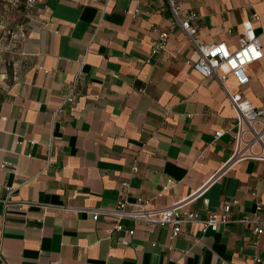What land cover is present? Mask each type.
<instances>
[{
	"label": "crops",
	"instance_id": "crops-1",
	"mask_svg": "<svg viewBox=\"0 0 264 264\" xmlns=\"http://www.w3.org/2000/svg\"><path fill=\"white\" fill-rule=\"evenodd\" d=\"M179 1L198 13L203 42L236 47L254 11L264 27V0ZM154 27H170L166 0H43L28 62L0 88V264H264V238L238 221L173 235L125 219L127 235L109 233L111 215L93 218L137 197L201 216L232 198L235 217L264 201V161L233 156L236 111L221 83L186 61L197 53L178 24L151 55ZM246 72V85L231 74L225 84L264 108V58Z\"/></svg>",
	"mask_w": 264,
	"mask_h": 264
},
{
	"label": "built area",
	"instance_id": "built-area-1",
	"mask_svg": "<svg viewBox=\"0 0 264 264\" xmlns=\"http://www.w3.org/2000/svg\"><path fill=\"white\" fill-rule=\"evenodd\" d=\"M170 12V27L161 29L154 27L155 37L151 41L150 54L156 55L166 50L170 28L178 24L185 32L190 42L194 45L197 56L193 60H186L191 66L203 76H214L222 85L233 108L236 111V132L233 135V156H251L257 160L264 161V108L255 106L249 99L242 97L237 92H232L225 84V80L231 74L239 86L249 82L246 68L264 58V27L256 31L254 23L258 21L257 12H252L241 23V32L237 38V46L230 48L224 41L207 43L198 38V27L196 11H187L181 8L179 0H166ZM139 10H133L136 14ZM231 30H229L230 32ZM74 92L71 90L64 97L73 100ZM223 130L214 132L216 137ZM250 137H245V134ZM252 144H257L259 149L252 151ZM124 185H126L124 183ZM7 192L12 190L9 185L4 186ZM255 195V193H253ZM25 202H19L23 205ZM209 199L203 198V205L207 208ZM239 204L237 198L225 202L218 210L208 211L201 216L195 210L184 207L181 200L174 204L154 207L149 200L137 197L133 201L120 200L111 207L97 209L93 218L97 219L101 212L112 216L113 225L109 233H126L132 235L133 228L124 226V220L142 221L149 226H169L172 234L177 235L186 223L199 222L201 230H217L221 224L238 221L249 224L251 230L264 238V201L257 200L251 212H243L239 216L232 215V209Z\"/></svg>",
	"mask_w": 264,
	"mask_h": 264
},
{
	"label": "rangeland",
	"instance_id": "rangeland-1",
	"mask_svg": "<svg viewBox=\"0 0 264 264\" xmlns=\"http://www.w3.org/2000/svg\"><path fill=\"white\" fill-rule=\"evenodd\" d=\"M42 3L0 0V88L11 83L28 62L27 38Z\"/></svg>",
	"mask_w": 264,
	"mask_h": 264
}]
</instances>
